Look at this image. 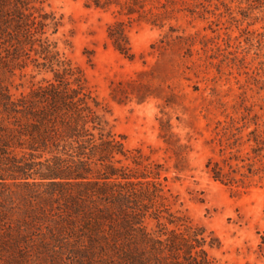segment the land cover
Listing matches in <instances>:
<instances>
[{
  "label": "rangeland",
  "instance_id": "374dc122",
  "mask_svg": "<svg viewBox=\"0 0 264 264\" xmlns=\"http://www.w3.org/2000/svg\"><path fill=\"white\" fill-rule=\"evenodd\" d=\"M99 1L38 0L59 24L43 39L80 72L105 133L160 174L166 212L218 238L211 262L262 264L264 0ZM41 62L27 51L0 85L15 97L44 85Z\"/></svg>",
  "mask_w": 264,
  "mask_h": 264
},
{
  "label": "trees",
  "instance_id": "16d2710c",
  "mask_svg": "<svg viewBox=\"0 0 264 264\" xmlns=\"http://www.w3.org/2000/svg\"><path fill=\"white\" fill-rule=\"evenodd\" d=\"M37 1L0 0V69L29 51L53 74L20 97L0 85V264H213L218 238L166 212L160 174L105 133L80 72L43 39L59 24Z\"/></svg>",
  "mask_w": 264,
  "mask_h": 264
}]
</instances>
